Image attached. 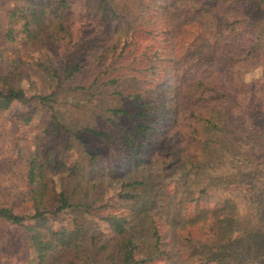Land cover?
I'll use <instances>...</instances> for the list:
<instances>
[{"label": "trees", "instance_id": "16d2710c", "mask_svg": "<svg viewBox=\"0 0 264 264\" xmlns=\"http://www.w3.org/2000/svg\"><path fill=\"white\" fill-rule=\"evenodd\" d=\"M75 1L27 0L8 14L4 41L24 47L30 60H7L9 72L0 76V113L21 104L28 111L19 117L29 123L39 111L34 106L46 107L47 138L65 135L68 150H78V158L67 167L68 160L40 146L30 153L26 180L31 206H0V219L26 229L32 264H97L84 252V221L56 229L61 213L79 210L105 223L107 241L98 247L92 242L89 248L95 247L110 264L158 261L171 229L178 232L173 237L189 230L191 244L200 237L192 231L208 239L196 244L195 252L203 251L198 264H237L226 254L239 251L235 243L240 232L264 236V142H254L255 137L264 139L262 124L256 123L258 115L264 116V76L254 83L245 78L259 65L264 70V0H140L152 12L145 11L142 29L150 45L133 60L128 76L120 63L137 29L128 34L106 0H82L85 19H77L71 11ZM249 2L260 12L258 23L245 18ZM230 11L234 19L227 16ZM111 28L117 34L124 31V44L119 36L108 35ZM89 67L99 68L93 86L100 83L99 89L128 100L137 110L130 113L119 105L108 110L104 127L73 130L49 104ZM24 80L40 82L41 94L28 96ZM238 114L243 121H232ZM234 124L243 128L246 142L234 140L229 132ZM88 142L103 146L105 154L88 150ZM161 143L162 166L154 170L152 149ZM249 170L254 176L247 185L254 199V222L236 218L234 201L217 192ZM152 175L161 180L166 206L172 200V216H165L166 206L165 215L159 213L158 191H147L156 183ZM184 205L191 213L187 220L179 215ZM145 227L151 242L147 254ZM219 252L223 257L217 261L210 256Z\"/></svg>", "mask_w": 264, "mask_h": 264}, {"label": "rangeland", "instance_id": "374dc122", "mask_svg": "<svg viewBox=\"0 0 264 264\" xmlns=\"http://www.w3.org/2000/svg\"><path fill=\"white\" fill-rule=\"evenodd\" d=\"M27 0H0V76L6 75L9 72L7 67V60L10 58H23V60L29 61L25 54V48L19 45H8L4 41V34L8 22V14L13 9L23 6ZM32 1V0H28ZM110 5L109 8L114 9L119 14L121 22L123 25H127L128 34L132 33V27L137 29L135 38L128 40L130 42L126 47L127 56L120 63L122 73L125 76H128V73L132 72V67L134 68L132 62L133 60L145 54V49L150 45L149 40L143 32V24L146 23V14L148 12L144 5L145 3L140 2V0H106ZM73 4L77 9V3H81L79 10L76 12V9L71 10L73 16L79 19H85L83 1L76 0ZM250 5V9L246 10L245 18L252 23H258L262 17L260 12L253 2L247 3ZM245 8V7H244ZM152 13L150 10L148 14ZM234 11L227 13L228 17L234 19ZM147 14V15H148ZM180 17V14H179ZM70 19V17H69ZM72 19V18H71ZM242 25H238V28ZM239 30H243L239 28ZM113 34L119 36V42L124 44L122 41L125 37L124 31H120L118 34L115 29H112L108 32V35L111 37ZM132 36V34H130ZM108 44L111 42H107ZM107 44V45H108ZM253 63V62H252ZM255 64V63H254ZM251 64L250 66L254 65ZM257 64V63H256ZM127 68V69H126ZM143 68V67H142ZM126 69V70H125ZM101 70V69H100ZM99 74V68H91L85 71L84 74L77 77L74 83H66L64 87L58 91L54 97V102H51L53 108L55 109L57 116L62 122L70 127L73 130H81L83 128H102L105 126L106 117L110 115L108 112L109 109H115L119 105L124 106L130 113H134L137 108L132 109V104L126 99H119L112 96L111 91L101 90L100 86L92 85L96 77ZM192 74V73H189ZM264 76V70L261 65L255 69L246 73V81L254 83L253 80H259ZM129 82L132 86V81ZM135 85V83H134ZM23 89H25L28 96H33L34 94H41L43 87L40 82L34 83V81L24 80L22 83ZM78 86H86L91 89L88 90H79ZM93 86V87H92ZM104 91V93L99 92ZM35 103H33L34 105ZM39 108L37 115L29 123H24L19 117V114H22L28 111L27 107H23L21 104H14L6 112L0 113V206L10 207L12 205H18L21 203L22 208H29L31 203L28 200V186L26 180L27 173V163L26 158L30 153H33L36 149L41 148V150L52 153V156L58 155L60 158L66 159L67 167H71V161L78 158V150H68L67 147V138L65 135L60 134L55 139L52 136L47 138L45 132L49 124V114L46 107L42 105L34 106ZM46 110L45 112L43 110ZM256 123L262 124L264 130V116L258 115L256 117ZM231 120L235 122H242L243 117L238 116L231 117ZM235 125V127H233ZM231 132L234 140L239 142H246L245 134L243 133V128L239 124H234ZM50 130V127H49ZM255 144L263 143L264 139L262 137L254 138ZM89 149L105 154L106 149L101 145H95L92 142H88ZM248 144V143H247ZM245 150L248 148L244 146ZM87 150V149H86ZM81 151V150H80ZM156 157V163L154 164L155 169L157 170L162 166V161H159L162 154L165 152V144H157L152 152H154ZM82 152V151H81ZM227 166L225 165V168ZM153 170V171H154ZM139 175V174H136ZM163 174H161L162 176ZM227 176V174H225ZM152 178L156 180L155 186H149L147 191L152 193L153 191H158V209L163 210L159 212L165 216L173 215L172 210V200L170 203L167 201L165 204L163 194V187L161 180L157 177L155 178L152 175ZM254 176L250 173H245V175L236 180H227L229 182L233 181V184H222L217 192L222 196V198L230 199L234 201L236 218L242 221H255V216L253 213V204L254 199L253 195H250L247 185L250 183L249 180H252ZM168 179H165L167 182ZM194 190L191 189L189 192V199H192L191 193ZM186 202V201H185ZM166 206V209H165ZM20 208L18 211H22ZM232 210V207L229 210ZM164 213V214H163ZM191 213L187 212V208L184 205L182 211H180V219L187 220ZM82 220L85 222L87 230L86 237L84 241L85 244V253H89L93 260L97 264H110L109 261L105 259L104 256H98L97 249L95 247L100 246V243L107 241L108 233L105 228L106 225L103 223L99 217L94 215H87L83 211L78 212H67L61 213L56 219L55 225L56 229L60 228L62 225L71 227L74 220ZM145 220H142L141 223L145 225ZM26 223L25 225H28ZM142 224V225H143ZM182 224V223H181ZM174 230H177L176 228ZM244 230V229H243ZM246 230V229H245ZM149 229L145 227L143 232L147 235L148 247L145 243L143 245V253H149V245L151 244L148 232ZM242 232V231H241ZM239 234V240L236 241L235 246L239 248V251L234 255V253L226 254V257L237 260V264H264V236L259 234H250L243 235ZM178 234L177 231L171 229L170 233H167L165 238V243L162 247L164 252L158 261H154L152 264H198L197 258H203V251L196 248V244L208 240L205 236L197 235L195 231H192L193 236L196 237L191 244L187 240L189 235V230L184 229L181 231L180 236L173 237V234ZM28 233L23 226L14 225L3 221L0 219V264H32V251L28 245ZM193 239V238H192ZM201 240V241H200ZM94 242V249L89 248L91 243ZM210 255V254H209ZM247 255L250 257L248 258ZM214 260L217 261L218 258L223 257L222 253H213L210 255ZM98 257V258H97ZM213 263V262H211ZM91 264V263H90ZM220 264H234L224 261Z\"/></svg>", "mask_w": 264, "mask_h": 264}]
</instances>
